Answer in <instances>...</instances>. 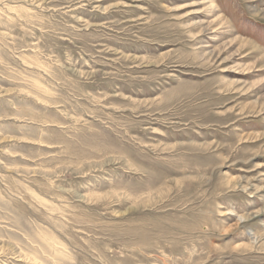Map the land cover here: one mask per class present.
Instances as JSON below:
<instances>
[{"label":"rangeland","instance_id":"374dc122","mask_svg":"<svg viewBox=\"0 0 264 264\" xmlns=\"http://www.w3.org/2000/svg\"><path fill=\"white\" fill-rule=\"evenodd\" d=\"M0 264H264V0H0Z\"/></svg>","mask_w":264,"mask_h":264}]
</instances>
